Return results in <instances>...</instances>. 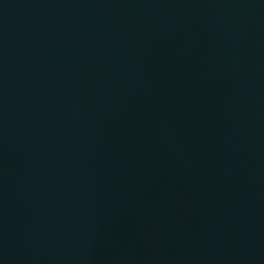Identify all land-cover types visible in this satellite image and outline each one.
Listing matches in <instances>:
<instances>
[{
  "label": "water",
  "instance_id": "water-1",
  "mask_svg": "<svg viewBox=\"0 0 264 264\" xmlns=\"http://www.w3.org/2000/svg\"><path fill=\"white\" fill-rule=\"evenodd\" d=\"M0 264H264V0H0Z\"/></svg>",
  "mask_w": 264,
  "mask_h": 264
}]
</instances>
